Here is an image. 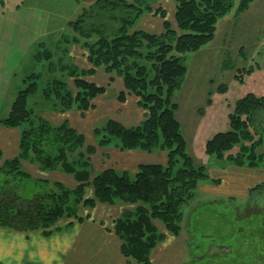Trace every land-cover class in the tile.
Wrapping results in <instances>:
<instances>
[{
	"label": "trees",
	"instance_id": "obj_1",
	"mask_svg": "<svg viewBox=\"0 0 264 264\" xmlns=\"http://www.w3.org/2000/svg\"><path fill=\"white\" fill-rule=\"evenodd\" d=\"M145 1L149 0H94L84 8L69 22L78 34L70 41L78 43L80 37H98L94 43L85 45L92 67L82 69L66 64L61 68L59 65L61 71L71 70L69 75L76 92L67 79L56 77L48 81L43 94L54 101L55 110H88L93 106L91 100L106 88L88 81L84 75L93 74L103 66L111 82L117 75L123 77L125 90L120 92L119 99L124 100L127 92L134 94L147 112L146 118L136 126L128 127L107 119L95 129L96 134L103 133L99 144L108 146L117 138V144L123 149L152 151L159 146L168 151L167 162L139 164L133 175L112 167L93 175L88 154L95 148L85 144V135L67 120L53 124L29 109L28 97L38 88L37 75L33 73L28 77L32 80L27 87L18 92L9 114L0 117V125L20 129L18 156L6 159L0 166V175L3 174L0 225L23 231L41 229L48 235L58 229L60 219L81 220L80 206L119 201L128 205L114 220L121 253L141 264H152L151 251L163 238L156 220L163 221L171 232H179L182 218L179 209L193 197L194 189L207 174L186 152V140L175 117L178 104L172 101V95L180 88L187 71L183 54L198 50L213 38L218 19L232 8L235 0H176L177 29L165 20L160 33L133 28L145 10L141 4ZM250 1L242 0L241 7ZM150 9L151 5L147 4L146 10ZM162 16L166 17L163 10ZM44 50L47 58L40 59L45 57L54 67L52 51ZM146 61L152 62L151 68ZM261 112H264V95L250 92L238 99L229 116L230 129L210 138L206 153L222 162L264 166V120L258 119ZM1 154L0 150V157ZM24 160L37 162L42 170L71 174L78 184L71 188L50 180L55 188L41 187L31 196H22L13 183L19 177H32L21 167ZM89 188L92 196L87 194Z\"/></svg>",
	"mask_w": 264,
	"mask_h": 264
},
{
	"label": "rangeland",
	"instance_id": "obj_2",
	"mask_svg": "<svg viewBox=\"0 0 264 264\" xmlns=\"http://www.w3.org/2000/svg\"><path fill=\"white\" fill-rule=\"evenodd\" d=\"M93 1L0 0V117L9 114L18 92L27 87L32 80L28 77L33 73L37 75L38 88L28 97V107L36 115H41L39 111L42 110L55 109L54 101L43 94L49 80L67 79L76 92L74 80L69 75L71 70L61 71L59 65L61 68L66 64H75L82 69L92 67L85 45L86 42L94 43L98 37H80L78 43L70 41L78 34L69 22ZM241 2L235 0L232 8L218 19L210 41L198 50L183 54L187 71L180 88L172 95V101L178 104L175 117L186 140V152L193 157L195 165L205 168L207 177L198 183L193 197L179 209L182 218L177 234L167 229L163 221L155 222L163 234L155 248L167 249V256L176 244L181 246L185 242L186 257L174 255L172 261H165L161 255V261L154 263L151 260L152 264H264V166L222 162L206 153L207 141L217 132L230 129L229 116L237 100L250 92L264 95V0H251L245 7H241ZM141 4L145 10L133 28L160 33L164 21L169 20L177 29L176 0H149ZM147 4L151 5L150 10H146ZM162 10L166 17L162 16ZM44 48L52 51L54 67L50 60L44 59ZM147 52L144 50L145 54ZM42 56L45 57L40 59ZM146 64L148 68L152 67L151 61ZM153 75L151 71L150 76ZM84 78L105 87L106 91L91 100L93 106L90 109H79L87 118L78 117L75 124L67 121L85 135L86 145L94 146V152L88 154L94 175L111 168L104 165L106 157L110 156L108 146L118 143L114 138L108 146L99 144L103 133L98 135L95 129L110 118L128 127L139 125L147 111L139 105V97L134 94L127 92L124 100L119 99L120 92L125 90L123 77L115 76L116 81L112 83L103 66L93 74H85ZM130 95L135 99L130 100ZM258 114V119L264 120V112ZM122 118L128 120L126 122L134 121L128 124L120 121ZM156 150H159L158 154L151 157L157 162L145 163L167 162L168 151L159 146L152 151ZM72 157L76 158L75 155ZM21 167L32 175L19 177L13 183L22 196H31L41 187L55 188L51 178L46 183L44 178L47 176L33 173L32 165ZM206 181L219 186L216 189L200 186ZM257 186L260 187L257 189ZM87 194L90 195L89 190ZM70 218L60 219L57 228L73 219ZM116 218L112 220L113 230Z\"/></svg>",
	"mask_w": 264,
	"mask_h": 264
},
{
	"label": "crops",
	"instance_id": "obj_3",
	"mask_svg": "<svg viewBox=\"0 0 264 264\" xmlns=\"http://www.w3.org/2000/svg\"><path fill=\"white\" fill-rule=\"evenodd\" d=\"M115 81L116 78L112 83ZM129 97L130 100L135 99V96L130 95ZM111 112L115 114L113 110ZM39 113L57 124L66 120L75 124L74 121L78 120V117L87 118L76 108L64 112L55 109L53 111L42 110ZM120 121L131 124L134 120L126 122L128 120L125 121L122 118ZM19 140L20 129L18 127L0 125V150L2 152L0 166L6 159L18 156ZM116 145L115 143L108 146L111 151L110 156L106 157L105 166L114 167L120 171L135 172L140 163L157 162L151 156L156 152L158 154L159 150L152 152L140 148L122 150ZM23 164L32 165V172L43 174L51 178V181H60L71 188L78 184L73 175L63 171L42 170L37 162L29 160H24ZM201 185L215 189L219 186L209 181ZM88 190L90 191L89 196H92V190L90 188ZM123 205L127 204L118 201L114 204L98 202L94 206H80L81 220L70 218V221L61 224L60 229L48 235L44 234L41 229L23 231L0 225V264H141L128 260L121 253V240L113 230V218L119 217L122 210L127 208ZM184 245L185 242L181 246L179 243L176 244L174 250L167 256V249H160L157 246L158 248H155L151 255V260L154 263L159 262L161 255L162 260L165 261H172V258L176 256L177 258L186 257Z\"/></svg>",
	"mask_w": 264,
	"mask_h": 264
}]
</instances>
